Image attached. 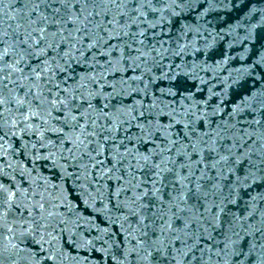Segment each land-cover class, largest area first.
Instances as JSON below:
<instances>
[{"label": "snow or ice", "instance_id": "6c2138e0", "mask_svg": "<svg viewBox=\"0 0 264 264\" xmlns=\"http://www.w3.org/2000/svg\"><path fill=\"white\" fill-rule=\"evenodd\" d=\"M93 257L264 264V0H0V264Z\"/></svg>", "mask_w": 264, "mask_h": 264}, {"label": "water", "instance_id": "95a60500", "mask_svg": "<svg viewBox=\"0 0 264 264\" xmlns=\"http://www.w3.org/2000/svg\"><path fill=\"white\" fill-rule=\"evenodd\" d=\"M201 8H197L193 12L190 13L189 17L187 19L191 20L193 16H195L199 11H201ZM239 14V10L233 11L232 13L228 14L225 17V23L224 26H227V22L230 20L232 23L235 22L237 16ZM223 15V14H221ZM209 19H213L214 26L217 24V20L219 17L216 14H213V16H210ZM242 39V37H241ZM230 44V38L225 39L223 41H219L216 48L209 52L207 56L205 57L202 54H198L201 59H207V62L209 64H212L213 66L216 65L217 61H223L226 56L233 57V59H229L227 65L221 64L220 67L223 68V71L221 72V75L223 77H228L229 74L235 76L237 74L238 70L246 69L248 65H250L254 59L251 52L248 51V48L250 45L247 44V42L240 43L239 40L232 43V46H229ZM256 47H259V45H256ZM242 57H247L246 59H242ZM189 62H191L192 58H187ZM179 62V61H177ZM210 74H206V78H208ZM167 81H160L158 82V87H167ZM254 87H259V83L254 81L251 77H248L244 79L240 85L234 87L231 91L232 96L231 99H237V93H242L244 90H251ZM157 95H159V92H157ZM171 99V97H169ZM131 102V98H129L128 101ZM115 103V101H114ZM42 173L44 175H49V171L47 168L42 169ZM259 188L253 189V191H258ZM81 210L83 211V206H81ZM86 214V213H85ZM96 223H99V221H95ZM70 255H76L75 249L70 248L69 249ZM93 264H95V257H93Z\"/></svg>", "mask_w": 264, "mask_h": 264}]
</instances>
